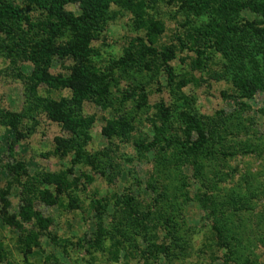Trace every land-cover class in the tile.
I'll list each match as a JSON object with an SVG mask.
<instances>
[{"label": "rangeland", "instance_id": "rangeland-1", "mask_svg": "<svg viewBox=\"0 0 264 264\" xmlns=\"http://www.w3.org/2000/svg\"><path fill=\"white\" fill-rule=\"evenodd\" d=\"M13 1L0 264H264V0H112L83 37ZM76 69L101 93L79 96Z\"/></svg>", "mask_w": 264, "mask_h": 264}, {"label": "trees", "instance_id": "trees-1", "mask_svg": "<svg viewBox=\"0 0 264 264\" xmlns=\"http://www.w3.org/2000/svg\"><path fill=\"white\" fill-rule=\"evenodd\" d=\"M28 5H32L33 7H37L38 9H43L47 12V18L48 19H57L58 22L54 21H48L46 22L48 25L54 26L55 28L68 24L70 25L75 31L77 32V35L83 37L87 36V34L90 32V29L94 27L97 21V17L99 14L103 13L106 9L107 5L112 0H78L81 2L82 6V14L80 16H75L69 11L63 10V6L68 1H76V0H25ZM97 15V16H96ZM21 17V12L18 6H16V3L13 0H0V31H3L6 35H8L9 39H13L15 34L17 33V30L20 29L17 27V21L18 18ZM99 20V19H98ZM45 23V25H46ZM44 24V22H43ZM89 39H84L79 41L78 39H75L74 45L70 47L69 51L72 54H77L79 51H82ZM74 56V55H73ZM38 58H41V55H38ZM35 59L33 58V61ZM35 62V61H34ZM75 70V69H74ZM35 71V70H34ZM37 73L35 72V75L38 76V74L44 75L41 71L42 69H37ZM98 76H94L93 72H86L85 70L76 69V71H73L70 73V75L66 78V82L71 84L73 87L76 85L78 86V93L79 96H86V92H89V89L91 88L92 91L90 93L94 92V94L101 93V89L98 86ZM1 113V111H0ZM8 122L11 125L12 129L15 131V133H19L17 130L19 117H16V115L10 114V117H8ZM190 149L193 148V146H189ZM8 171L11 173H14L16 176H19L21 173H25L26 169L24 165L21 162H14L7 166ZM7 189H0V200L6 205L8 203L6 199ZM23 204L19 208V216L23 219H30L31 216L34 214H31V203L29 198H23L22 200ZM3 205V206H4ZM39 219V218H38Z\"/></svg>", "mask_w": 264, "mask_h": 264}]
</instances>
